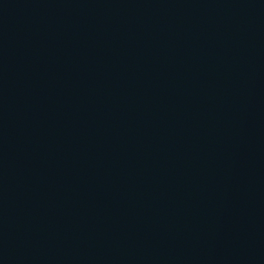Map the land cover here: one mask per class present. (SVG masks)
<instances>
[{
  "label": "water",
  "instance_id": "obj_1",
  "mask_svg": "<svg viewBox=\"0 0 264 264\" xmlns=\"http://www.w3.org/2000/svg\"><path fill=\"white\" fill-rule=\"evenodd\" d=\"M0 264H264V0H0Z\"/></svg>",
  "mask_w": 264,
  "mask_h": 264
}]
</instances>
